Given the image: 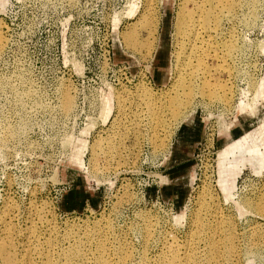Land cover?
<instances>
[{
	"label": "rangeland",
	"instance_id": "rangeland-1",
	"mask_svg": "<svg viewBox=\"0 0 264 264\" xmlns=\"http://www.w3.org/2000/svg\"><path fill=\"white\" fill-rule=\"evenodd\" d=\"M188 1L207 0H0V240L18 258L40 264L48 240L86 253L101 241L113 261L127 246L125 264H157L173 242L174 264H209V241L224 258L231 234L235 264H264V0H240L194 45L235 39L227 78L186 41L190 68L228 82L212 96L179 66L176 17ZM180 76L203 91L186 94L184 119L167 108L189 90ZM252 130L261 168L219 164Z\"/></svg>",
	"mask_w": 264,
	"mask_h": 264
},
{
	"label": "bare ground",
	"instance_id": "bare-ground-1",
	"mask_svg": "<svg viewBox=\"0 0 264 264\" xmlns=\"http://www.w3.org/2000/svg\"><path fill=\"white\" fill-rule=\"evenodd\" d=\"M188 2L190 3V5L189 6L187 5L186 7L184 6L183 9L181 8V10L178 12L176 17L178 39L185 46L184 48L185 57L182 58V54L180 55L181 64L179 66L182 65L181 70H185L189 68L188 69L189 72L187 74L192 75L195 78V80H200L202 85V90L207 89L211 93V96L213 95L212 93H214L215 90L216 92H222L223 95L227 94L228 82L225 78L230 76L229 75L230 71H228L224 67V64L226 63L227 59L231 56L233 51L236 50L235 39L231 38L230 42L228 43L226 42L225 44H222L221 42H218L216 40L215 42H213L211 38H209L207 39L208 40L207 50H206L207 52L205 50H202L200 52H192V50L194 49V45L196 43L204 40V37L203 38L200 37L202 34L208 35L209 37L213 32L217 34L218 32L217 28L219 27L220 20L222 19V17L224 15H226L227 17L233 15L236 7L239 6L240 4V0H207L206 4L203 1L202 2L188 1ZM133 32L134 30L132 29L131 26L129 28V31L126 32V34L124 35L126 37L124 38L129 40L128 42H132L131 39L133 34L135 33ZM186 41L188 42L192 55L194 56H197L198 54L203 55L205 56L206 59H209V61L211 60L215 68L216 67L221 68L219 70H221L223 72V75L225 76V78H223L224 82L222 84L221 83L219 84L218 83L219 81L217 82L218 79L213 80L212 79L213 76L211 74L206 75L205 69H203L202 66L198 65L197 67L190 68L191 61L189 60L187 55L190 58H192V55L187 52ZM215 70L216 69H214L213 71ZM219 70L217 73H219ZM180 78L182 79V82L186 83L185 85L189 87L188 88L189 90H187L186 87L185 88L183 87L182 88L183 94L185 95H182V97L179 96L172 97V99L169 100V106L167 107L169 108V111L171 113L170 115V113L168 112L169 115L175 116L177 119L178 118L182 119L187 114V112L184 113V110H182L181 112V108L190 104L189 101L192 99L191 98L190 100L185 102V100L189 99L188 96H186V94H194L198 92L200 93L202 92L203 94V91H201L200 89L197 90V92H195L193 89H192L193 91L190 90L192 86L195 85L194 81L191 78L185 76H180ZM186 81L188 82V84ZM183 84L181 83V85ZM206 95L207 94H205V96ZM224 98H225L224 101L227 102L228 101L227 97ZM61 107H62L61 108L62 111L63 112L65 111V113L71 110L72 103L68 94L64 95V100ZM155 126L156 127L158 126L159 128L160 127L162 128L163 126L166 127L165 122L163 123L162 121V117L156 118ZM156 127L153 128L154 130L152 129L154 131L153 134L154 143H156L157 140L156 134L158 130ZM161 128L160 130H162ZM256 134H258L257 130H252V131H248L246 134H243V138L241 141L234 142V138L228 141L224 145V148L220 153L219 164L221 161H229L232 158L233 160H236L235 168L239 169L241 164L247 161L253 168L255 169L257 168V170H259L261 168V165L263 164V158L256 144V140H255ZM220 170L222 172L223 167H221ZM256 206L258 210H261L264 213V194L261 197V199L257 202ZM230 235L231 234H229L225 240V244L228 246L229 249L225 252L224 258L213 257L214 254L217 253L218 248L213 240L209 241V253H208L209 264H220V263L235 264L233 261V256L235 253L233 239H230L232 236ZM97 242L101 244L100 247H98L96 251L93 253L91 252L86 253L84 252L86 251V249H84L83 247H79L78 245H75L73 247L71 246L66 250L63 248L56 249L55 242L48 240L47 242L44 243V245L40 249H37L40 255L39 258V260L41 261L40 264H125L128 260H130L131 254L127 246H119L114 250V255L116 257L114 256L115 260L113 261L111 257L108 255L107 250L102 246L103 243L101 241H97ZM30 244L31 241L29 235L27 237L26 245L29 246ZM165 248L167 252L171 253V257L166 259H160V261H158L157 264H174L175 261L178 262L179 256L176 253L177 252L176 244L173 242H168L166 243ZM28 254H26L25 257L18 258L17 253L12 250V241L9 238L0 240V258L2 259L4 264H30L31 258L28 256Z\"/></svg>",
	"mask_w": 264,
	"mask_h": 264
}]
</instances>
